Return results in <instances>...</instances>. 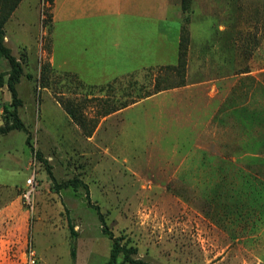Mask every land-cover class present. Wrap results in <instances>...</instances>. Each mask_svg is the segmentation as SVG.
<instances>
[{
  "label": "rangeland",
  "instance_id": "374dc122",
  "mask_svg": "<svg viewBox=\"0 0 264 264\" xmlns=\"http://www.w3.org/2000/svg\"><path fill=\"white\" fill-rule=\"evenodd\" d=\"M168 4H178L187 32L184 83L102 116L104 98L115 102L129 88L136 94L140 85L151 84L156 67L175 65L178 45L176 52L171 46L157 56L165 64L142 67L152 60L147 53L154 46L130 26L116 27L117 83L100 90L109 76L65 70L81 62L73 58L79 44H65L64 22L54 27L50 63L52 2L20 0L13 9L4 43L13 56H25L16 88L17 114L27 132L0 134V264H104L112 240L93 205L107 229L136 248L131 257L149 264H264V155L250 154L254 134L259 148L264 142V0H189L185 9L181 0ZM85 46L90 50L91 43ZM8 70L0 57V73ZM132 80L135 88H128ZM231 81L243 84L250 102L249 154L233 156L242 165L233 163L232 170L225 162L237 136L231 141L224 118L215 122L209 115L214 85L223 93ZM59 98L76 102L85 129ZM10 102L3 83L0 125L9 120L3 106ZM71 178L86 183L87 197L81 185L57 187ZM122 257L115 264H130Z\"/></svg>",
  "mask_w": 264,
  "mask_h": 264
},
{
  "label": "crops",
  "instance_id": "0c3cea01",
  "mask_svg": "<svg viewBox=\"0 0 264 264\" xmlns=\"http://www.w3.org/2000/svg\"><path fill=\"white\" fill-rule=\"evenodd\" d=\"M146 1L141 0L140 3H137V0H66L69 3H65L62 7L63 2L57 3V0H52V13L49 25L50 63L54 64V34L58 33L54 27L57 22H64L65 44L68 45V48L74 43L79 44L76 52H73V58L81 62V65L71 66L65 70L71 71L78 76L82 72L109 76L111 79L105 82L116 77V27L130 26L134 32L138 33V37L146 39V44L149 48L154 46L147 53L152 56V60L140 66L165 64L164 62L167 61H160L157 56L161 52L165 53L168 51L171 46L176 52L182 24L179 17L180 9L178 4L177 7H171L168 4V0H156V3L151 4H147ZM149 42L150 44L148 45ZM85 43H91L90 50L87 49ZM66 63L67 61H63L61 65H56L61 67ZM218 87L217 84L214 85L216 90L214 92V100L209 106V115L210 120L214 119L215 122H220L221 117L224 118L225 130L229 133L230 129L231 141L234 138V134L237 136V140L234 139V146H229L235 147L234 150L232 149L228 153L231 158L228 163L225 162V164H229L228 169L232 170L234 169L233 163L242 165L241 162L237 163L238 159L234 162L235 157L233 156L249 154L247 150L248 128L245 124L250 114V102L248 93L241 83L236 84L232 81L224 83L223 93L219 92L222 89ZM163 91L165 90L141 98L120 111L165 93ZM252 114L258 116V111L256 113L252 112ZM234 128L235 132H233ZM251 139L256 145H254L250 154L253 156L264 155L263 139L260 140V148L258 134H254ZM213 156L215 157L213 169L217 170V151L213 152ZM236 169L242 170L243 166H238Z\"/></svg>",
  "mask_w": 264,
  "mask_h": 264
},
{
  "label": "trees",
  "instance_id": "16d2710c",
  "mask_svg": "<svg viewBox=\"0 0 264 264\" xmlns=\"http://www.w3.org/2000/svg\"><path fill=\"white\" fill-rule=\"evenodd\" d=\"M0 4V57H3L7 60L9 65V70L7 72H1L0 73V86L5 83L7 90L10 93L11 102L9 106L4 105L3 111L8 115V122L4 125H0V134L6 133L7 131L11 129H19L22 131L27 132L26 127L24 126L21 119L18 117L17 114V107L20 104V99L17 95V88L16 84L19 82V79L22 75V62L25 61V56L22 57V60L19 58L13 56L10 52V49L5 45L4 43V24L10 14L12 13L13 9L17 5V3L20 0H1ZM52 2V0H49ZM189 3V0H181V6L185 9L187 8ZM50 19V18H49ZM188 41L187 39V32L183 28L182 24L180 27L179 37H178V55H177V63L175 65H162L155 68V71L153 72V79L151 80V84L149 85H140L137 88L136 94H133V90L131 88H135V80H132L130 84H128L129 90H126V94L122 96H117L115 99V102H110L109 99L104 98V110L101 112L102 115H107L108 113L114 111V110H120L129 104L134 103L135 101L150 96L154 93H157L162 90H166L171 87L180 86L184 83V71H182V68L185 64L186 59V53L185 49L182 44ZM180 46V48H179ZM183 66V67H182ZM153 69V68H152ZM147 69L148 71L152 70ZM6 74V80L3 82L2 77ZM80 82V81H79ZM117 83V79H113L110 82H107L104 85H101L99 89H109L113 88V83ZM102 99V98H100ZM60 106L63 108V110L69 115V117L76 122L82 129H85V116L81 112V110L78 108V105L75 101H72L69 98H59L58 100ZM106 103V104H105ZM11 107V109L9 108ZM88 121H90L88 119ZM91 126H94L93 124ZM92 129V127H91ZM84 131L85 134L89 135V132L91 131ZM28 140V137H26V141ZM50 176L52 174L49 172ZM73 186L76 187L78 185H81L85 191H86V197H87V185L86 183L82 182L78 178H71L68 179L57 187H65V186ZM97 212L98 219L101 223V230L103 233L107 234L108 237L112 240V247L110 249V254L108 260L104 264H115L116 263V257L119 253H122V259L123 261H126L130 264H149L139 258H133L131 257L132 254L136 252V248L132 245H126L125 243L120 242L121 236H114L110 230L107 229V226L105 224V221L103 219V215L99 210V207L97 205H93ZM70 233L72 234V237L75 236V230L73 229L71 224H68ZM70 253L71 256L74 255V243L72 240V243L70 245Z\"/></svg>",
  "mask_w": 264,
  "mask_h": 264
},
{
  "label": "built area",
  "instance_id": "2783aa9c",
  "mask_svg": "<svg viewBox=\"0 0 264 264\" xmlns=\"http://www.w3.org/2000/svg\"><path fill=\"white\" fill-rule=\"evenodd\" d=\"M33 184H34V177H33V175H30L25 180V185L29 188L28 190H26L24 192V196L26 197L27 200L29 198V194L31 192L30 189L33 186ZM29 260H30V263H33L34 262V259L32 257V253L29 254Z\"/></svg>",
  "mask_w": 264,
  "mask_h": 264
}]
</instances>
